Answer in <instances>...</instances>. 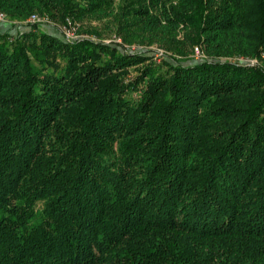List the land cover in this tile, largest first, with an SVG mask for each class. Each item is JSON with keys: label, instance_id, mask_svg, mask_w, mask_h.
Masks as SVG:
<instances>
[{"label": "trees", "instance_id": "1", "mask_svg": "<svg viewBox=\"0 0 264 264\" xmlns=\"http://www.w3.org/2000/svg\"><path fill=\"white\" fill-rule=\"evenodd\" d=\"M0 13V264H264V0Z\"/></svg>", "mask_w": 264, "mask_h": 264}, {"label": "rangeland", "instance_id": "2", "mask_svg": "<svg viewBox=\"0 0 264 264\" xmlns=\"http://www.w3.org/2000/svg\"><path fill=\"white\" fill-rule=\"evenodd\" d=\"M46 23L45 24H41V26L43 28H46V29H49L51 31H53L54 33H57L58 35H62L63 31L69 29L70 31V37H77L79 35V33L77 32V27L76 25H73V24H70V28L67 27L65 28L64 26L61 25V27H57L56 25H53L52 22H50V20H46L45 21ZM25 23H33L32 20H30V18H26L25 21H23V23H21L20 25L18 24V26H14L11 28L12 32L18 30V29H23L25 28L26 26L24 25ZM9 27H11V22L10 20H8L6 18V16L4 15L3 18L0 20V29H8ZM62 30V31H61ZM64 34V33H63ZM65 35V34H64ZM111 39H114L118 42L121 41L120 37H115L112 36ZM110 38L106 37V41H109ZM131 48L135 49L136 47L135 46H132ZM198 55V54H197ZM157 56V55H156Z\"/></svg>", "mask_w": 264, "mask_h": 264}, {"label": "built area", "instance_id": "3", "mask_svg": "<svg viewBox=\"0 0 264 264\" xmlns=\"http://www.w3.org/2000/svg\"><path fill=\"white\" fill-rule=\"evenodd\" d=\"M3 18V14L2 13H0V20ZM30 20H32L33 22H43V21H46L47 19H46V17H44V16H39L38 14H31L30 15ZM70 30L69 29H67L66 31L64 30V32H65V35L67 36V37H70V32H69ZM197 51V50H196Z\"/></svg>", "mask_w": 264, "mask_h": 264}]
</instances>
